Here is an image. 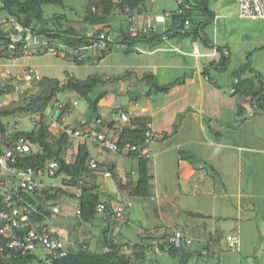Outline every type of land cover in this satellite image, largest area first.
Listing matches in <instances>:
<instances>
[{
  "label": "rangeland",
  "instance_id": "1",
  "mask_svg": "<svg viewBox=\"0 0 264 264\" xmlns=\"http://www.w3.org/2000/svg\"><path fill=\"white\" fill-rule=\"evenodd\" d=\"M87 3L88 0H66L64 6L46 4L43 8V15L52 17L56 14L58 16L56 22L60 28L74 25L80 32L87 29L90 34H93L97 30L96 26L87 25L84 21ZM206 4L208 5V1ZM152 6L155 10L157 8L176 10L179 7V0H157L156 4H150V7ZM210 7H214V1ZM6 16V12H0V20H4ZM127 19L124 15H117L111 22L112 27L107 28L111 31L113 40L117 38L120 30L129 28ZM212 22L213 20L206 28L207 37H210L208 40L214 41L213 34L218 31L220 40L230 38L233 40L234 47L229 64L225 67L213 64V67L210 68V75L207 73V81L211 80L222 86L230 85L232 82L235 85L239 76L241 75L244 79L245 76L250 75L249 70L251 69L254 72L257 85L264 83V50H254L256 46L260 45V39L264 38V29H262L260 37H255L253 34L246 35L248 30L242 26L240 21L239 24L234 25L232 21L225 23L222 20L218 30L213 32L215 24ZM37 44L39 45V43L31 44L30 49L19 57L0 59V71L5 73V75L0 73V106L8 105L12 101H18L24 97L22 90L31 84L25 83L22 77L28 72L36 73L38 71L45 77L57 78L61 81H66L68 78L85 79L95 74L114 76L123 74L127 70L134 72V69L133 67H112L113 61L128 64L138 58L137 53H143V51L135 49L132 44L114 42L112 53L110 51L104 58L95 61L94 58L100 53L102 47L97 42L86 51V55L90 59L85 63H77L73 58H66L61 51L55 53L43 50L42 44L39 45V47L42 46L39 50L36 48ZM140 45L141 43L137 46ZM183 74V71H177L174 74L168 73L164 80L172 82L183 77ZM124 85L119 82L108 87L116 91L113 94L117 96L118 105L132 102L131 97L135 98L141 93L137 85L134 86L138 88L137 92L131 91L130 93L127 92ZM70 96L78 103L75 107L76 110L69 114H73L71 120L77 124L83 118L86 119L88 102L85 99L77 98L74 94H70ZM57 98L62 100L64 95L61 93ZM148 99L149 96H142L141 104H146ZM213 106L211 104L209 108L211 109ZM236 110L226 108L225 118L222 121L215 120L213 124L224 132L225 139L219 145H215L211 149L208 148L207 154H205L206 158L213 162L206 166L215 179V194L183 195L179 182V171L173 162L174 159L171 160L174 156H170L168 163L162 159V156H157L155 158L157 164L152 163V172L156 176L154 186L158 191L159 201L152 196L141 198L121 194L113 177L103 176L100 178L99 189L102 196L106 198L108 194L116 193L119 197L118 204L125 207V219H123L124 217L120 219L114 230V236L120 243L140 242L146 235L143 233L146 230H154L155 226L168 228L167 231L179 228L186 235L190 234L193 237V243L187 251L181 252L177 256H173L167 251H157L151 247L148 251L149 261L146 264H264V111L256 110L255 113L252 112L254 116L247 112V115H250L248 121L240 128L234 124ZM47 113L52 118L58 116L57 99L48 105ZM103 113L107 120H111L114 116L116 119L120 118V113L114 112L109 107H103ZM7 121H9L10 129L16 125L22 130L34 128L30 114H17L7 118ZM75 123L70 126L74 127ZM213 136L216 139V136ZM150 145L153 147V140ZM153 152L152 150L151 155ZM198 152L197 155L201 156ZM94 153L96 154V151ZM198 158L200 160H197V165H205L204 160ZM130 161L129 165L137 164L135 159ZM63 179L64 175L46 174L42 181L45 185L61 186ZM101 182H104V185ZM68 190L78 193L76 187H69ZM64 200L63 210L67 217L66 220L67 222L72 220L75 223L78 202L76 199H70L67 195ZM145 204H147V208ZM190 211L202 213L203 216L190 215L188 214ZM54 219L57 221L56 224L60 225L61 230L66 228L65 225H61L65 220L63 216L56 215ZM93 225L95 226L92 228ZM86 227L93 231V235L89 237L91 248L97 249V240L104 227L102 214L100 213L94 221L88 222ZM72 232L71 243L82 241L85 238L83 232L75 230ZM236 233L240 237L238 241L240 251L232 254L228 236ZM144 241H147V238Z\"/></svg>",
  "mask_w": 264,
  "mask_h": 264
},
{
  "label": "trees",
  "instance_id": "2",
  "mask_svg": "<svg viewBox=\"0 0 264 264\" xmlns=\"http://www.w3.org/2000/svg\"><path fill=\"white\" fill-rule=\"evenodd\" d=\"M150 2L151 0H88L84 21L90 26H100L93 34L89 35L87 29L80 32L74 25L60 28L56 22V18H58L56 14L52 17L43 15L44 5L64 6L66 0H0V12L4 11L7 14L4 20H0V59L19 57L30 49L31 44L35 43L34 41H37L39 45L42 44V49L45 51H49L50 47H55L58 53L63 52L66 58H73L77 63H85L90 59L86 55V51L99 42L102 47L100 53L94 58L96 61L104 58L113 49L114 42L132 45L145 42L158 45L165 34H172L177 31L188 32L185 30L186 25L195 23L193 6L190 1L179 0V7L171 11L169 28L167 27L165 31L160 32L157 28L150 27L144 33L138 31L133 34L131 27L134 23V17L148 13ZM117 15H124L128 18L129 28L120 30L115 40L103 44L100 35L111 33L107 28L112 27L111 22ZM6 23L9 25L6 26ZM15 23L22 27L21 31L15 28ZM19 33L22 38L13 40V35ZM29 34L32 36L31 41L26 39ZM11 44H14L15 47H11ZM39 45L37 44L36 48L40 50L42 46L39 47ZM221 51L222 56L216 64L218 67H225L230 62V55L224 49ZM132 74V70H127L120 75L95 74L85 79L68 78L66 81L41 76L40 79L29 82L23 76L24 82L31 84L22 90L24 97L18 101H12L8 105L0 106V135L6 139V134L9 133V139L12 140L24 136L35 146L33 153L18 162V167L45 168L50 161H55L58 166L54 176L64 175L63 185H44L42 188H37L31 195L30 200L38 209L37 212H31L33 221L44 223L48 218L54 221L55 215L62 212L65 195L69 196L70 199H76L78 202L77 209L80 210V213L76 214V218L92 222L100 213L102 214L104 227L99 237L97 249L91 248L90 238L86 235L82 241H75L70 246L67 239V255L54 259L53 264H146L149 261L148 251L151 247L157 251H167L173 256L186 252L190 247L189 245L176 248L169 244L168 237L174 230L168 231L164 235L148 233L140 242L120 243L114 236V230L122 218L118 217L112 206V201L102 200L99 184L95 182V172L101 169V164L97 162V166L92 167L93 156L87 141L76 142L75 133L89 124H91L89 133L94 137L105 129L108 130V136H115L119 120H104L100 102L109 94L108 87L110 85L125 81ZM187 76L188 74H185L183 77L166 84L159 83L153 74H145L139 80L148 85V92L158 93L168 92L176 85L183 84ZM233 88L239 97L240 112L245 106L256 107V110L260 112L264 111V83L257 85L254 74L250 77L245 76L244 79L240 75ZM61 93L64 95L62 100L57 98ZM70 94L88 102L86 119L74 127L64 125V117L71 114L77 105V101L72 99ZM54 99L58 100L59 114L56 118L61 124L57 131L51 129L53 118L47 113L48 105ZM122 108L126 111L121 110L118 113H128V107ZM17 114H30L34 128L22 130L16 125L10 129V120L7 121V118ZM35 114H39L40 118L36 119ZM182 117L183 114H180L173 131L164 133L163 138H168L178 131ZM150 122V117L145 115L130 118L129 123L124 124L117 139L119 150H123L127 145L138 147L136 150L130 149V153L139 159L138 178L133 182L130 194L141 198H148L154 194V175L150 167L151 159L149 153L146 155L141 153V148H148L150 144ZM70 131H73L74 134ZM214 132L218 135L221 134L220 131ZM182 155L194 164L200 160L193 154L182 153ZM118 182L121 184L120 181ZM69 187L78 188V193L68 190ZM100 204L104 205L103 211L99 210ZM54 206L59 207L58 213L53 211ZM188 214L203 216L202 213L193 211L188 212ZM69 229L72 232L74 226H69ZM19 231L25 234L26 229ZM145 238L147 241H144ZM9 240L0 234V254L3 253V256L0 255V264H44L39 253L35 251L23 253L17 248H11L8 245Z\"/></svg>",
  "mask_w": 264,
  "mask_h": 264
},
{
  "label": "crops",
  "instance_id": "3",
  "mask_svg": "<svg viewBox=\"0 0 264 264\" xmlns=\"http://www.w3.org/2000/svg\"><path fill=\"white\" fill-rule=\"evenodd\" d=\"M189 1L193 6L195 23L186 25L185 30L188 32L177 31L176 33L165 34L163 40L158 45L145 42L141 43L140 46H137L139 43L133 44L135 49L143 51V53L136 54L138 58L135 59V61L128 64L123 62H112V67H133V74L127 80L121 81V83L125 84L124 88L127 89V92L129 90L137 92L138 88H140L141 93L135 97L137 99L135 100L132 96V102L118 105L116 102L117 96L113 94L115 90L110 88L109 94L101 100L100 105L103 119L106 121L116 119V116L113 114L114 117L111 120H107L103 113V107L112 108L114 112L123 110L122 107H128L130 118L138 115L149 116L151 121L150 143H152V140L154 142L153 147L150 144L148 146L149 157L152 160L150 161L151 172L153 169L152 163L154 165L157 164L155 160L157 156H162V159L167 163L168 159L174 156L171 160L174 159L173 162L179 171L181 193L183 195H213L216 192L215 179L206 166L208 163L213 162L208 160L209 158L207 159L205 154H207L208 148L211 149L215 145H219L220 142L225 139L224 132L219 130L213 123L215 120L222 121L225 118L226 108H233L234 110L237 109L234 124L241 128L242 125L248 121V117L250 116L247 115V112H250L254 116L252 112L255 113L256 110V107L245 106L240 112L238 106L239 97L235 94V89L233 88L234 82L230 85L222 86L211 80H209V82L207 81V76L210 75V68H212L213 64L217 63L222 56L221 49H224L231 57L234 47L233 40L230 38H223V40H220L217 31L218 26L222 20H224L225 23L226 21H232L234 25H237V23L239 24L240 21L241 24H243L242 26L246 27L248 30L246 35L253 34L255 37H260L261 31L264 29V19L241 17L239 5L236 0H206L209 6L205 3V0ZM213 1L214 7L211 8L210 5ZM156 2L157 0H151L150 4H156ZM171 11L172 10L169 9L160 10L158 8L155 10L154 6H152L148 13L134 17L133 26L138 29L143 27L157 28L160 32H163L167 27L169 28ZM211 20H213L212 23L215 24L213 32L217 31L213 34L214 41L208 40L210 37H207L208 33H206V28H208L207 26L210 24ZM98 28L99 27H96V29ZM88 34L91 35L89 31ZM259 43L260 45L256 46L254 50H264V38L260 39ZM112 51L113 49L111 53ZM177 71H183V75L191 73L188 74L183 84L176 85L168 92H148V85L139 80L140 77L145 74H153L159 83L166 84L171 82H165L164 79L166 75L168 73L174 74ZM249 72L250 75L247 77L254 74L251 69ZM36 73L43 76V74L38 71H36ZM135 85H137L138 88H135ZM142 96H149L147 103L144 105L141 104L140 100ZM211 104L214 106L210 109L209 107ZM75 110L74 108L73 112ZM180 114H183V117L178 131L171 134L168 138H163L164 133H171L173 131ZM72 115L64 117V125H73L75 123L71 120ZM84 120L85 118L80 121ZM116 120H119V124L115 136H111V138L117 140L124 124L129 123V121L121 122L120 118ZM90 130L91 124L77 131L75 133V138H77V143L86 140L91 149L93 160L101 164V169L95 172V182L99 184V180L103 178V176L113 177L119 192L121 194L131 195L130 192L132 191L133 182L138 178L137 166L139 159L130 153V148H124L118 151L102 149L96 142L94 135L89 133ZM214 131H220L221 134H215ZM213 135L216 136V139H214ZM152 150L154 151L153 155H151ZM94 151H96V154ZM195 151H200L201 153H198L201 156H198ZM182 153H189L200 157L204 160L205 165L192 163L190 160L184 158ZM131 159L137 161L135 166L133 164H131L132 166L129 165ZM152 174L154 175V194L152 198L159 201L158 191L154 186L156 176L153 172ZM118 181H120L121 184H119ZM101 184L104 185V182H101ZM102 200L112 201L114 210L120 205L117 202L119 197L116 193L108 194L106 198L102 196ZM146 205L147 204H145V207L147 208ZM160 205L161 202L159 206ZM59 215L63 216V219H65L61 225H65L66 228L61 230L59 227L60 225L56 224L57 221L55 219L54 223L68 239L67 243L69 246L71 245L70 239L73 236V232H70L69 226H74L75 231L83 232L87 237L93 235L92 229L86 227L88 222L78 218H76L75 223H73L72 220L67 222V217L64 215L63 208ZM123 219H125V216ZM94 226L95 225H93L92 228ZM167 229L155 226L154 230H146L143 234L152 233L154 235H164L168 232ZM177 229L181 230L179 228ZM234 235L239 237L237 233ZM188 236L193 239L190 234H188ZM98 242L99 237L97 245H99ZM229 247L232 254H236V251H240V246L238 250H233L230 241Z\"/></svg>",
  "mask_w": 264,
  "mask_h": 264
},
{
  "label": "built area",
  "instance_id": "4",
  "mask_svg": "<svg viewBox=\"0 0 264 264\" xmlns=\"http://www.w3.org/2000/svg\"><path fill=\"white\" fill-rule=\"evenodd\" d=\"M240 15L243 18H263L264 19V0H236ZM14 21V20H12ZM9 23H6L8 26ZM15 28L18 31L22 27L15 23ZM148 30V27L141 29L135 26L131 27L133 34L138 31L143 33ZM22 35L14 34L13 40L21 39ZM32 36L29 34L27 40L31 41ZM101 42L112 41L111 33H102L100 35ZM37 43V41H34ZM11 47H15L11 44ZM50 51L58 53L55 47H50ZM5 75L4 72H0ZM41 75L33 72H28L24 75V79L29 82L34 79H40ZM36 119L40 118L39 114H35ZM130 116L126 112L120 113V121L128 122ZM61 127L57 118H53L51 123L52 130H58ZM70 133L74 134L73 131ZM108 131L105 129L100 132L95 140L102 149H110L114 151L119 150V145L116 139H112L107 135ZM126 148L133 150L138 149L136 145H127ZM35 151V146L26 137L19 136L14 140L9 139V133L6 134V139L0 135V234L9 238V247L17 248L23 253L35 251L43 258L44 264H53V260L67 255L66 247L67 238L63 232L55 225L53 219L48 218L44 223L34 222L31 217V212H37L38 209L34 205L30 197L37 188H42L43 177L46 174L54 176L56 173L57 163L50 161L45 168H19L18 162L24 159ZM142 155L149 153L147 147L141 148ZM92 167L97 166V161L92 160ZM131 205V204H130ZM99 210H104V205H99ZM53 211L58 213L59 207L54 206ZM116 212L118 217L125 216V207L117 206ZM80 210H76L79 214ZM29 227V229H27ZM25 234L20 233L19 230H25ZM231 248L238 250L239 237L231 235L228 237ZM168 242L171 246L182 248L193 243L192 239L186 236L181 230H174L168 237ZM3 256V253L0 254ZM0 256V257H1Z\"/></svg>",
  "mask_w": 264,
  "mask_h": 264
}]
</instances>
